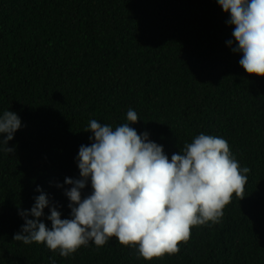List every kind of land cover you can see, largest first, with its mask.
<instances>
[{"label":"trees","instance_id":"1","mask_svg":"<svg viewBox=\"0 0 264 264\" xmlns=\"http://www.w3.org/2000/svg\"><path fill=\"white\" fill-rule=\"evenodd\" d=\"M229 19L217 0H0V115L23 124L0 151V264H264V77L241 67ZM129 109L169 159L203 133L250 169L220 222L152 260L115 237L69 257L15 241L38 187L69 218L56 184L79 178L89 121L115 128Z\"/></svg>","mask_w":264,"mask_h":264},{"label":"clouds","instance_id":"2","mask_svg":"<svg viewBox=\"0 0 264 264\" xmlns=\"http://www.w3.org/2000/svg\"><path fill=\"white\" fill-rule=\"evenodd\" d=\"M217 3L234 25V42L227 43L240 55L241 67L264 77V0ZM126 115L130 123L115 128L89 121L85 132L92 134L91 143L81 145L76 157L79 178L65 177L56 184L69 201V218H62V205L38 187L31 209H19L24 225L15 241L42 243L69 257L90 242L99 247L115 237L124 246H138L139 254L152 260L178 253L192 227L219 223L233 196H242L250 169L241 168L225 139L201 133L169 159L147 131L138 134L131 127L139 120L136 111L129 109ZM22 127L17 113L0 115V151L14 152L8 145Z\"/></svg>","mask_w":264,"mask_h":264}]
</instances>
